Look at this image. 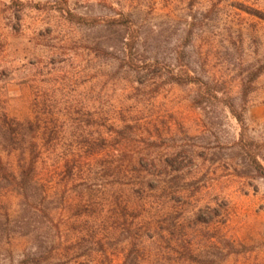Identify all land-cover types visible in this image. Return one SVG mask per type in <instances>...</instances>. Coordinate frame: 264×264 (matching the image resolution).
<instances>
[{
  "label": "rangeland",
  "instance_id": "obj_1",
  "mask_svg": "<svg viewBox=\"0 0 264 264\" xmlns=\"http://www.w3.org/2000/svg\"><path fill=\"white\" fill-rule=\"evenodd\" d=\"M0 100V264H264V0H0Z\"/></svg>",
  "mask_w": 264,
  "mask_h": 264
},
{
  "label": "trees",
  "instance_id": "obj_2",
  "mask_svg": "<svg viewBox=\"0 0 264 264\" xmlns=\"http://www.w3.org/2000/svg\"><path fill=\"white\" fill-rule=\"evenodd\" d=\"M50 8L56 9L66 14L67 18L82 24H94L99 21V18L93 16H78L70 11L67 7L65 1L49 5ZM113 24L125 25L130 28L128 50L131 52L134 44L138 38V32L135 28L132 27L131 21L128 18H119L111 19L109 21ZM206 93L216 102H220L223 105L227 106L233 115L236 116L239 122L243 123L242 114L237 110L234 105L227 99L218 97L213 91L209 88H206ZM29 128H24V125L17 121L15 118H10L7 114L1 109V100H0V149L7 151L19 149L21 152V158L25 153H28L29 157H25V164L21 166L20 177L24 179H32L33 173L36 169V161L39 154L41 153L38 147L35 144V134L31 125H28ZM248 162L250 166L257 171L260 175L264 176V167L257 161L255 153L251 148L246 149ZM0 175L5 179H12L18 182L17 175L12 174L8 170V165L0 157Z\"/></svg>",
  "mask_w": 264,
  "mask_h": 264
}]
</instances>
